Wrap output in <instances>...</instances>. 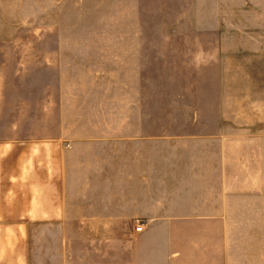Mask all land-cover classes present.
<instances>
[{
	"label": "crops",
	"instance_id": "0c3cea01",
	"mask_svg": "<svg viewBox=\"0 0 264 264\" xmlns=\"http://www.w3.org/2000/svg\"><path fill=\"white\" fill-rule=\"evenodd\" d=\"M117 13L113 28L85 36L106 86L93 97L105 109L74 126L66 113L58 137L36 144L59 171L56 188L37 187L36 230L58 239L63 264H264V142L189 125L217 118L202 111L140 109L141 55L175 56L162 68L149 60L150 76L170 71L181 84V56L198 53V34L174 27L144 37L138 4Z\"/></svg>",
	"mask_w": 264,
	"mask_h": 264
},
{
	"label": "rangeland",
	"instance_id": "374dc122",
	"mask_svg": "<svg viewBox=\"0 0 264 264\" xmlns=\"http://www.w3.org/2000/svg\"><path fill=\"white\" fill-rule=\"evenodd\" d=\"M132 3L144 37L174 27L198 34V53L181 56V84L170 71L150 76L149 60L162 68L175 56L141 55L140 109L202 111L217 118L189 125L264 142V0H0V264L20 253L28 264H63L58 239L36 230L37 187L56 188L59 175L51 152L36 144L58 137L66 113L74 126L105 109L95 101L106 89L103 71H94L85 36L113 28L117 10Z\"/></svg>",
	"mask_w": 264,
	"mask_h": 264
},
{
	"label": "built area",
	"instance_id": "2783aa9c",
	"mask_svg": "<svg viewBox=\"0 0 264 264\" xmlns=\"http://www.w3.org/2000/svg\"><path fill=\"white\" fill-rule=\"evenodd\" d=\"M142 230H143V223L137 221V224H136V226L134 227V231H135V232H141Z\"/></svg>",
	"mask_w": 264,
	"mask_h": 264
}]
</instances>
